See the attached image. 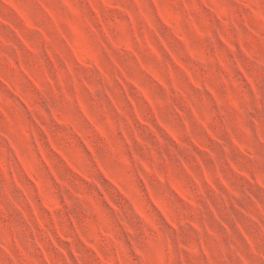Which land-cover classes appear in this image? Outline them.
Returning a JSON list of instances; mask_svg holds the SVG:
<instances>
[{
    "label": "clouds",
    "instance_id": "clouds-1",
    "mask_svg": "<svg viewBox=\"0 0 264 264\" xmlns=\"http://www.w3.org/2000/svg\"><path fill=\"white\" fill-rule=\"evenodd\" d=\"M0 264H264V0H0Z\"/></svg>",
    "mask_w": 264,
    "mask_h": 264
}]
</instances>
